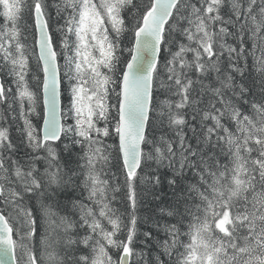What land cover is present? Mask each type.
Instances as JSON below:
<instances>
[{
  "label": "snow or ice",
  "instance_id": "obj_1",
  "mask_svg": "<svg viewBox=\"0 0 264 264\" xmlns=\"http://www.w3.org/2000/svg\"><path fill=\"white\" fill-rule=\"evenodd\" d=\"M0 264H264V0H0Z\"/></svg>",
  "mask_w": 264,
  "mask_h": 264
},
{
  "label": "trees",
  "instance_id": "obj_2",
  "mask_svg": "<svg viewBox=\"0 0 264 264\" xmlns=\"http://www.w3.org/2000/svg\"><path fill=\"white\" fill-rule=\"evenodd\" d=\"M13 135H16V133L13 131Z\"/></svg>",
  "mask_w": 264,
  "mask_h": 264
}]
</instances>
